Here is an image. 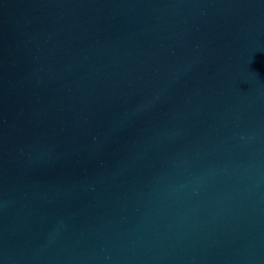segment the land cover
Listing matches in <instances>:
<instances>
[{"label":"water","instance_id":"95a60500","mask_svg":"<svg viewBox=\"0 0 264 264\" xmlns=\"http://www.w3.org/2000/svg\"><path fill=\"white\" fill-rule=\"evenodd\" d=\"M0 264H264V0H0Z\"/></svg>","mask_w":264,"mask_h":264}]
</instances>
